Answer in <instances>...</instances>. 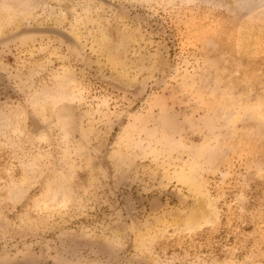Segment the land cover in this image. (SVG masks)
I'll use <instances>...</instances> for the list:
<instances>
[{
	"label": "rangeland",
	"instance_id": "374dc122",
	"mask_svg": "<svg viewBox=\"0 0 264 264\" xmlns=\"http://www.w3.org/2000/svg\"><path fill=\"white\" fill-rule=\"evenodd\" d=\"M0 264H264V0H0Z\"/></svg>",
	"mask_w": 264,
	"mask_h": 264
}]
</instances>
